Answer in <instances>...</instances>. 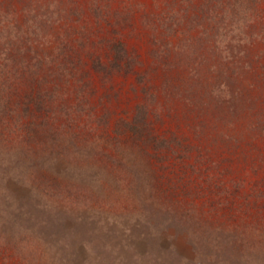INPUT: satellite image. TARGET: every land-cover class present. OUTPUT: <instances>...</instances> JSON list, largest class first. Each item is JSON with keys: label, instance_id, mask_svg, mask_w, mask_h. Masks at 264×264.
<instances>
[{"label": "rangeland", "instance_id": "374dc122", "mask_svg": "<svg viewBox=\"0 0 264 264\" xmlns=\"http://www.w3.org/2000/svg\"><path fill=\"white\" fill-rule=\"evenodd\" d=\"M215 5L0 0V19L30 35L7 30L2 42L25 50L23 63L30 53L43 57L38 76L57 86L55 104L79 100L90 112L70 130L104 152H84L78 169L107 184L95 204L112 202L79 212L54 201L38 211L41 199H23L17 214L28 208L44 219L48 249L25 262L0 246V264H264V0L251 1L240 33L224 29ZM145 91L146 127L162 140L137 139L120 125L113 144L115 123ZM65 165L55 160L56 169Z\"/></svg>", "mask_w": 264, "mask_h": 264}, {"label": "trees", "instance_id": "16d2710c", "mask_svg": "<svg viewBox=\"0 0 264 264\" xmlns=\"http://www.w3.org/2000/svg\"><path fill=\"white\" fill-rule=\"evenodd\" d=\"M214 1L218 9L217 20L224 23V29L235 28L240 33L241 25H238V21L246 15V10L253 0ZM23 9L28 14L25 7ZM29 11L32 12V9ZM231 18L235 19L236 26L227 25L226 20ZM14 22L7 17L0 19V201L4 202V208L0 210V246L27 262L31 258L41 257L48 245L41 229L45 223L44 219L35 216L28 208H24L23 214L18 216L21 213L20 201L37 197L41 199L34 202V208L38 211L50 207L51 202L56 201L79 212H93L111 205L112 202L105 199L95 204L97 199L103 196L107 184L105 180L92 174L81 175L78 169L77 162L82 159L84 152L95 150L97 144L70 129L73 125H82L78 123V118L83 113L86 117L83 124L86 125L91 119L90 112L85 111L86 108L79 100L55 104L53 98L57 86H42L44 74L38 76L43 57L30 53L27 61L23 63L25 50L13 53L7 45L8 40L2 42V38L9 34L23 41L30 39L21 24ZM16 55L21 56L19 65L14 63ZM34 56L36 58L30 62V57ZM111 63L116 64V61ZM20 85L23 87L22 93H15ZM144 93L146 98L135 105L133 114L128 118H120V122L115 123L114 135L111 136L113 144L118 142V132L123 128L131 134H136L137 139L144 136L145 139L156 142L162 140H157L158 137L151 135L146 127L144 116L151 96L147 91ZM56 111L64 118L60 124L55 123ZM103 117L104 115H100L94 120L100 122L104 120ZM87 129L90 130L88 127ZM97 151L104 152L100 148ZM57 158L65 160L66 165L56 169L54 164ZM125 184L129 187L133 182L130 180ZM12 201L18 203L10 207L14 209V215L10 219L6 216L10 213L7 209ZM142 203L143 200L138 201L139 205ZM26 221L29 222L24 224Z\"/></svg>", "mask_w": 264, "mask_h": 264}]
</instances>
